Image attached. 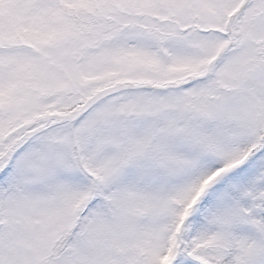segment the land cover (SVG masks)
<instances>
[{
    "label": "snow or ice",
    "instance_id": "6c2138e0",
    "mask_svg": "<svg viewBox=\"0 0 264 264\" xmlns=\"http://www.w3.org/2000/svg\"><path fill=\"white\" fill-rule=\"evenodd\" d=\"M0 264H264V0H0Z\"/></svg>",
    "mask_w": 264,
    "mask_h": 264
}]
</instances>
